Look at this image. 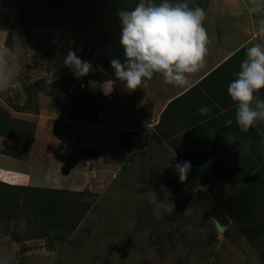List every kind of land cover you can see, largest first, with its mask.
<instances>
[{"label": "rangeland", "instance_id": "374dc122", "mask_svg": "<svg viewBox=\"0 0 264 264\" xmlns=\"http://www.w3.org/2000/svg\"><path fill=\"white\" fill-rule=\"evenodd\" d=\"M138 2L0 0V73L7 75L0 105L32 124L25 135L33 132L23 160L32 185H12L69 193L62 196L69 212L52 213L45 234L32 216L0 220V264H264L218 205L193 182L175 180L174 164L159 163L150 132L156 76L134 92L119 81L111 94L102 90L115 79L111 60H123L117 12ZM170 2L218 8L216 0ZM231 8L245 10L239 1ZM70 50L93 66L87 76L63 66ZM65 215L73 221L61 228ZM251 216L239 223L263 226Z\"/></svg>", "mask_w": 264, "mask_h": 264}, {"label": "crops", "instance_id": "0c3cea01", "mask_svg": "<svg viewBox=\"0 0 264 264\" xmlns=\"http://www.w3.org/2000/svg\"><path fill=\"white\" fill-rule=\"evenodd\" d=\"M238 1L245 10L228 12V7H236ZM214 5L218 6L216 12L205 10L202 22L208 37L204 67L191 74V82L185 87L166 84L158 76L152 82L159 97L151 111L154 123L150 132L159 140L155 154L159 163L164 166L190 161L187 180L224 212L215 198L243 194L246 181L264 165V124L240 131L235 121L236 106L227 92L247 48L264 35L260 31L264 12L250 13L251 0H216ZM260 97L264 99V90ZM205 106L210 111L200 115L199 109ZM230 119L233 123L228 125ZM11 143L0 136V150ZM9 159L12 167L7 165ZM26 165L27 161L0 153V181L32 185L23 172ZM174 179L179 180L177 175Z\"/></svg>", "mask_w": 264, "mask_h": 264}, {"label": "clouds", "instance_id": "9594fccd", "mask_svg": "<svg viewBox=\"0 0 264 264\" xmlns=\"http://www.w3.org/2000/svg\"><path fill=\"white\" fill-rule=\"evenodd\" d=\"M248 11L264 12V0H251ZM117 16L121 24L119 44L123 60H111L115 79L103 82L105 95L111 94L116 81L126 91L134 92L146 86L154 76L161 77L166 84L185 87L191 82V74L204 67L208 37L202 26L205 16L202 8H190L187 3H171L170 0H162L159 4L154 0H139L130 10L120 9ZM260 31L264 33V19L260 20ZM63 66L69 68L77 79L93 70L89 62L71 50L64 58ZM6 86L7 75L0 73V89ZM261 90H264V35L247 48L240 71L227 88L236 106V124L242 132H248L258 123L264 124ZM209 111L208 107H201L199 114L207 115ZM227 123L231 125L233 121L230 119ZM191 167L190 161L175 165L181 183L187 181Z\"/></svg>", "mask_w": 264, "mask_h": 264}, {"label": "trees", "instance_id": "16d2710c", "mask_svg": "<svg viewBox=\"0 0 264 264\" xmlns=\"http://www.w3.org/2000/svg\"><path fill=\"white\" fill-rule=\"evenodd\" d=\"M162 0H154L159 4ZM20 124V127L12 131L8 122ZM21 122V121H20ZM32 125L29 122H21L11 118L9 113L0 105V136L12 141L10 146L0 153L19 160H25L29 156L31 149V139L33 132L25 135L27 126ZM11 129V130H9ZM21 136L16 141V136ZM243 194L228 198H215L220 203L224 214L229 216L236 224V227L253 243L255 249L259 253L264 263V243L262 236L264 235V165L259 168L251 180L246 181ZM241 191V192H242ZM69 194L65 191L54 190L50 188H39L30 186H15L0 181V220L5 222L22 221L23 218L32 216L35 222V229L43 230L40 233L45 234V221L50 219V215L56 211L59 214L69 212L66 204L67 198L62 197ZM250 214L261 219L263 226L247 228L239 222L243 218L251 220ZM64 223L73 221L71 217L66 215L61 218ZM44 223V225L40 224ZM44 237V236H43Z\"/></svg>", "mask_w": 264, "mask_h": 264}]
</instances>
